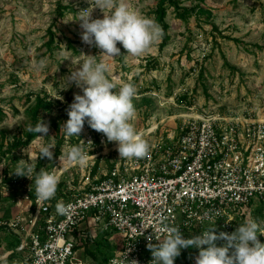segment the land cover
I'll return each mask as SVG.
<instances>
[{
  "label": "rangeland",
  "instance_id": "obj_1",
  "mask_svg": "<svg viewBox=\"0 0 264 264\" xmlns=\"http://www.w3.org/2000/svg\"><path fill=\"white\" fill-rule=\"evenodd\" d=\"M192 13L183 19L174 7L167 8L169 41L160 48L162 37L138 57L128 56L121 44V55L105 58L108 77L116 84L130 82L136 88V131L150 145L180 134L185 118L203 111L222 114H252L264 117V0H178ZM163 0H127L141 14L159 25L157 9ZM61 4L72 8L63 18L57 15ZM90 7L88 0H0V145L3 151L24 136L31 122V109L37 96L54 103L42 120L49 133L28 146L6 154L0 161V221L10 222L18 215L29 226L39 205L30 198L36 171L55 172L58 186L52 200L64 203L116 161V142L87 123L79 136H66L61 125L68 120L67 109L75 94L82 90L69 83L70 68L78 69L86 55L97 56L101 50L84 44L77 12ZM93 18H103L100 9ZM55 34L53 49L47 46L48 31ZM234 39L239 40L235 42ZM83 52V53H81ZM43 61V67L40 62ZM39 135H43L40 133ZM85 142H83V141ZM54 145L53 159L39 158V147ZM83 144L88 154L84 166L66 158L61 149ZM36 171L33 180L13 175L16 162L29 160ZM29 195V196H26ZM37 199V198H36ZM264 219V210L262 217ZM0 227V264L10 261V242L18 234ZM88 238L78 247L76 260L84 264H103L109 254L100 230L86 231ZM104 238V239H103ZM114 242L111 235L107 239ZM103 242V244H102ZM194 254L191 264H195Z\"/></svg>",
  "mask_w": 264,
  "mask_h": 264
},
{
  "label": "built area",
  "instance_id": "obj_2",
  "mask_svg": "<svg viewBox=\"0 0 264 264\" xmlns=\"http://www.w3.org/2000/svg\"><path fill=\"white\" fill-rule=\"evenodd\" d=\"M112 163L63 203L64 214L36 199L29 226L22 215L0 221L18 234L16 264H84L76 255L88 229L114 235L108 264H151L147 237L158 243L154 234L162 239L158 229L166 226L180 228L186 239L212 227L232 233L246 220L264 227L256 215L264 210V117L193 114L178 136L155 140L145 157L118 155ZM258 239L264 243V235Z\"/></svg>",
  "mask_w": 264,
  "mask_h": 264
},
{
  "label": "clouds",
  "instance_id": "obj_3",
  "mask_svg": "<svg viewBox=\"0 0 264 264\" xmlns=\"http://www.w3.org/2000/svg\"><path fill=\"white\" fill-rule=\"evenodd\" d=\"M90 7L77 12L82 32V42L101 50L99 60L97 56L86 55L79 63L78 69L70 68L67 76L68 84H75L83 94H75L73 102L68 106V120L61 125V130L66 136H79L85 126L104 134L108 142H116L120 159L143 158L149 151V144L136 131L134 120L136 109L133 99L136 88L130 82L122 83L118 90L108 77V65L105 58L121 55L118 43L127 51L128 56L138 57L145 53L162 36V29L151 18L144 16L132 8L127 0H88ZM100 9L103 18H93V11ZM44 62H40L43 67ZM28 132L42 133L36 139H42L49 133V126L40 119L35 127L29 125ZM83 141V140H82ZM84 142V141H83ZM85 143V142H84ZM54 145L39 147V158L53 159ZM25 154L26 150L24 149ZM59 159L62 162L66 156L73 164L84 166L88 154L84 151L83 144L72 145ZM29 160L21 159L16 162L13 173L15 176L27 177L33 180L34 169ZM35 194L38 201L50 200L55 196L58 177L55 172L45 168L36 171L34 180ZM68 210L63 203H57V212L64 214ZM158 231L164 233L161 239L155 235L158 243H153V237L148 236L147 248L152 253L151 264H175V259L180 256L182 249L197 248L199 254L195 257V264H264V243L258 239L264 235V227L255 220H246L238 225L234 232H219L215 227L203 231L192 238H185L181 229L166 226ZM223 241L222 246L218 242ZM131 264H138L132 260Z\"/></svg>",
  "mask_w": 264,
  "mask_h": 264
},
{
  "label": "trees",
  "instance_id": "obj_4",
  "mask_svg": "<svg viewBox=\"0 0 264 264\" xmlns=\"http://www.w3.org/2000/svg\"><path fill=\"white\" fill-rule=\"evenodd\" d=\"M164 2L162 4L159 5L158 9H157V15L159 16V26L162 29V43L160 45V48H164L168 41H169V35H168V24L165 22V18L167 15V8L165 7V4H168L169 7H174V9L179 13L180 17H182L183 19H187V17L189 15H191V11L188 8H184L180 6V2L178 0H163ZM68 10H72V8L67 7V6H62L61 4L58 5L57 7V15L59 18H63L65 16V13ZM49 34V41L47 43V46L50 50H52L53 45L55 43V34L54 32L49 29L48 31ZM235 42H239V40L234 39ZM54 107V103L49 101L48 98L42 97V96H37L35 98V102L32 106L31 109V122L29 125L35 127V125L40 121V119L42 120L43 116L46 113H50L53 110ZM2 110H0V117H2ZM40 133H33V132H28L26 131L24 136H22L21 138L18 139H14V142L12 144H10L7 148L6 151H3V144L0 145V161L2 159V157H4L6 154L11 153L14 150H18L21 148H24L26 146H28L33 140L36 139V135H39ZM58 190V189H57ZM30 198L32 200H36V194H35V184L33 183L31 192L29 193ZM69 199L67 198L66 201H68ZM0 201H1V196H0ZM57 203H58V198H54L52 200V205L50 206V209L56 210L57 209ZM258 218L262 217V210L261 208L257 211L256 213ZM5 229L4 227L1 228V230ZM104 234V233H103ZM108 235V234H107ZM106 239V246L108 249H111V251H109V254H106L105 256H103V264H108V260L110 259V257L113 254V247L111 246V244H109L108 242V238L106 237V234L103 236ZM103 238V239H104ZM103 244V242H102ZM19 245V239L17 237L14 236L13 240L10 242V246H11V253L8 256V259H10V261H13L15 259H20V254L16 251V248ZM223 243L218 242V246H222ZM194 254H199V249L197 248H188V249H182L181 250V254L180 256H178L175 259V264H191L192 259Z\"/></svg>",
  "mask_w": 264,
  "mask_h": 264
}]
</instances>
